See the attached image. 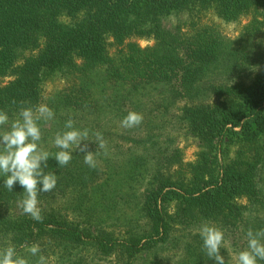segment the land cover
I'll return each mask as SVG.
<instances>
[{
  "label": "trees",
  "instance_id": "obj_1",
  "mask_svg": "<svg viewBox=\"0 0 264 264\" xmlns=\"http://www.w3.org/2000/svg\"><path fill=\"white\" fill-rule=\"evenodd\" d=\"M172 15L186 19L172 25ZM215 18L248 21L230 39ZM262 35L264 0H0V111L11 122L46 104L55 116L43 148L59 151L55 134L71 118L99 152L96 169L77 150L64 167L49 158L58 181L39 193L42 222L22 214L23 189L0 175V250L15 246L29 264L38 257L22 245L38 244L48 264H170L182 245L171 264H215L198 233L207 221L236 264L247 230L264 229ZM53 78L63 86L51 95ZM129 111L143 122L125 129ZM183 136L199 146L193 161Z\"/></svg>",
  "mask_w": 264,
  "mask_h": 264
},
{
  "label": "clouds",
  "instance_id": "obj_2",
  "mask_svg": "<svg viewBox=\"0 0 264 264\" xmlns=\"http://www.w3.org/2000/svg\"><path fill=\"white\" fill-rule=\"evenodd\" d=\"M15 103V101H13ZM54 110L46 104L33 107H22L17 119L9 122L6 112L0 111V175L5 177L4 187L12 191L16 185L23 189L24 196L17 201L22 214L30 216L37 222H42L43 216L39 207L40 192H52L57 185L58 177L53 172H45L49 158H54L58 166H67L72 160V151L83 153L84 163L92 168L98 167L99 152L89 148L88 129H77L74 120L65 122V131L55 134L53 145L59 151L51 153L41 146L42 131L39 121L54 119ZM143 122V115L129 111L120 121L125 129L138 127ZM6 126V127H5ZM96 147L108 154L107 142L100 132H95ZM198 233L202 238V248L209 259L215 264H226L221 248L224 245L223 230L211 222H203ZM247 248L236 256V264H259L264 261V229L246 232ZM27 252L38 257L35 264H48L47 258L41 254L38 244L22 245ZM0 264H29V260L18 254L16 247L9 245L0 250Z\"/></svg>",
  "mask_w": 264,
  "mask_h": 264
},
{
  "label": "rangeland",
  "instance_id": "obj_3",
  "mask_svg": "<svg viewBox=\"0 0 264 264\" xmlns=\"http://www.w3.org/2000/svg\"><path fill=\"white\" fill-rule=\"evenodd\" d=\"M182 20L183 22L185 21L186 17H179L176 15H172L168 18V22L170 24H177L179 22V20ZM216 19V18H215ZM216 21L220 24V28L222 29L223 33L226 35V37L230 38V39H234L236 37L239 36L240 32H241V28L242 26L248 21V19L242 21V22H224L222 20H217ZM257 39H262V43H259L260 47L264 48V35L257 37ZM254 42V40L252 41ZM140 43L142 46H147V45H151L153 43V40H147V39H141ZM263 51L262 48H258L257 49V53ZM62 83L61 81H59L57 78H53L52 80L48 81L46 88L48 90V93L53 95L55 94V92H57L60 88H62ZM45 129H42V128ZM50 123H46L44 122L43 124L40 125L41 131L43 133V130H49L50 128ZM4 129L0 128V131H2ZM51 134H54V131H51ZM180 147L183 149L184 152V159L185 161H193L196 159L197 157V153L199 151V146L197 144V142L195 141L194 138L192 137H187V136H183L179 142ZM235 149V147H234ZM233 149V150H234ZM112 223V222H111ZM225 243H229L228 241H225ZM182 245H180L177 249L175 248V250H171L169 251L173 257V259H171V263H174L175 259H179L180 253H182V257L184 258V253L182 252ZM231 254L233 255L232 257V261H235L237 256L236 254H234L233 251H231ZM105 264H114L113 262H107Z\"/></svg>",
  "mask_w": 264,
  "mask_h": 264
}]
</instances>
